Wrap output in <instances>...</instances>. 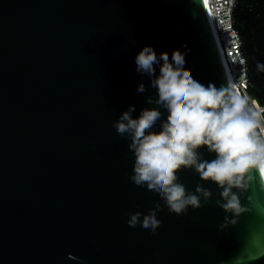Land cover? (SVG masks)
<instances>
[{"label":"water","instance_id":"95a60500","mask_svg":"<svg viewBox=\"0 0 264 264\" xmlns=\"http://www.w3.org/2000/svg\"><path fill=\"white\" fill-rule=\"evenodd\" d=\"M232 25L264 106V0H235ZM145 45L168 60L186 50L188 75L233 89L205 0H0V264H264V172L238 214L194 170L180 182L213 196L186 214L133 185L132 141L113 123L149 107Z\"/></svg>","mask_w":264,"mask_h":264},{"label":"clouds","instance_id":"9594fccd","mask_svg":"<svg viewBox=\"0 0 264 264\" xmlns=\"http://www.w3.org/2000/svg\"><path fill=\"white\" fill-rule=\"evenodd\" d=\"M153 45H145L135 57L136 72L147 77L137 87L149 107L138 115L130 105L114 121L113 127L127 136L134 154L133 185L163 201L169 213L186 214L199 209L213 193L198 184L190 192L179 180V172L194 170L203 181L221 190L217 204L226 211H242L240 193L252 180L253 170L264 172V107L246 95L225 87L205 86L188 75L191 60L182 56L165 59ZM264 73V63L257 64ZM163 114V115H162ZM156 212L145 222L146 231L160 226ZM130 227H140L133 219Z\"/></svg>","mask_w":264,"mask_h":264},{"label":"built area","instance_id":"2783aa9c","mask_svg":"<svg viewBox=\"0 0 264 264\" xmlns=\"http://www.w3.org/2000/svg\"><path fill=\"white\" fill-rule=\"evenodd\" d=\"M212 13L213 29L221 50L228 74L241 95H246L250 102L264 107L260 100L250 91V83L246 74V58L240 50L242 38L233 28L232 15L235 0H206Z\"/></svg>","mask_w":264,"mask_h":264},{"label":"bare ground","instance_id":"6f19581e","mask_svg":"<svg viewBox=\"0 0 264 264\" xmlns=\"http://www.w3.org/2000/svg\"><path fill=\"white\" fill-rule=\"evenodd\" d=\"M205 4H206L207 12H208L209 19H210V21H211L212 27H214V26H213V21H212V13L210 12V10H209V8H208L207 1H206V0H205ZM213 30H214V29H213ZM214 35H215V38L217 39V36H216L215 30H214ZM225 67H226V66H225ZM226 69H227V68H226ZM227 72H228V71H227ZM229 77H230V83H231V85H232V88L234 87L235 90L237 91L235 85L233 84V82H232V80H231V76H230V74H229ZM237 92H238V91H237Z\"/></svg>","mask_w":264,"mask_h":264}]
</instances>
